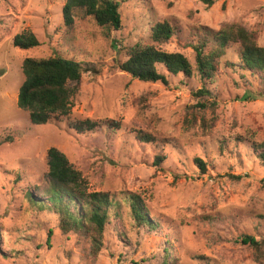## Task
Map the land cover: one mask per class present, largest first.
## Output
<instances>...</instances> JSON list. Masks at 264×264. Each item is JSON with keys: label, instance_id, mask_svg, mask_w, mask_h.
<instances>
[{"label": "rangeland", "instance_id": "1", "mask_svg": "<svg viewBox=\"0 0 264 264\" xmlns=\"http://www.w3.org/2000/svg\"><path fill=\"white\" fill-rule=\"evenodd\" d=\"M64 4L0 0V264H160L171 244L177 264H261L241 238L264 239V165L252 147L264 141V97H252L258 79L242 70L237 46L222 57L233 66L208 83L196 69L191 77L168 76L167 84L144 82L117 64L129 57L130 45L154 44L151 27L165 20L178 31L158 46L183 52L193 65V42L203 27L239 21L257 29L264 46V0H215L211 6L199 0H130L122 6V28L108 32L80 8L67 25ZM23 33H34L40 45L16 47L14 38ZM59 51L82 62L80 92L69 116L34 124L18 105L22 63ZM204 84L219 94L214 113L192 107L199 101L193 91ZM213 114L203 125L201 116L209 121ZM85 118L97 122L95 130L74 129ZM139 132L153 141H142ZM51 147L82 171L87 191L108 190L122 202L123 190L143 198L160 230L130 224L123 202L117 223L123 234L107 230L93 260L76 235L60 231L57 213L25 196L35 189L48 201ZM195 157L206 163L204 172Z\"/></svg>", "mask_w": 264, "mask_h": 264}, {"label": "trees", "instance_id": "2", "mask_svg": "<svg viewBox=\"0 0 264 264\" xmlns=\"http://www.w3.org/2000/svg\"><path fill=\"white\" fill-rule=\"evenodd\" d=\"M130 0H65L62 17L67 25H73L75 9L80 8L86 17H92L100 27L108 32L121 29L123 26L122 6ZM211 6L215 0H199ZM87 17V18H88ZM177 28L169 21L157 22L152 25L150 39L153 43H137L128 47L129 57L117 65L132 77L144 82H163L167 84L168 76L191 77L195 69L205 83L232 63L222 62L229 46L236 45L242 70L249 72L258 79L254 96L264 97V46L260 45V32L239 21L224 23L218 29L203 27L196 31V64L193 65L188 56L180 51H166L158 45L166 43L177 33ZM106 33V32H105ZM56 34V33H55ZM13 44L21 49H31L40 45L34 33L17 34ZM24 81L19 88L18 105L28 112L34 124H46L56 116H69L80 92L84 74L82 62L75 58H67L61 51L47 57H26L22 63ZM244 75V74H242ZM236 82V81H235ZM238 85V82H236ZM260 87V88H259ZM193 95L199 101L193 109L211 107L213 113L219 105V94L204 84L194 90ZM198 111V110H197ZM209 121L201 116L202 124L208 126ZM196 121V116H193ZM79 132L95 130L98 126L91 118L79 119L72 124ZM144 142L153 141L148 133L139 132ZM255 156L264 165V141L253 142ZM161 157L154 162L160 164ZM195 163L205 171L207 165L200 157L194 158ZM48 188L47 200L39 198L36 190L27 191L30 204L53 210L60 217V231L64 235L74 234L79 241L87 245L89 255L97 259L104 246V236L111 227L115 228L118 237L123 234L118 227L121 219V204H128L130 224H137L148 231L157 232L161 223L157 220L146 202L139 195L122 191V199H118L111 191H87L82 171L73 167L68 157L56 147L48 150ZM233 179L241 176L228 174ZM20 178L11 176L12 181ZM135 221V222H134ZM51 234V232H50ZM125 237V236H124ZM241 242L249 245L255 252V258L264 264V239L258 240L251 235H242ZM170 243V241H167ZM173 246L164 247L163 260L160 264H177L173 259ZM209 264V263H207Z\"/></svg>", "mask_w": 264, "mask_h": 264}]
</instances>
